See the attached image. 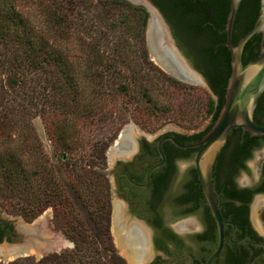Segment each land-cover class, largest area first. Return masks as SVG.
I'll return each instance as SVG.
<instances>
[{"label":"trees","instance_id":"1","mask_svg":"<svg viewBox=\"0 0 264 264\" xmlns=\"http://www.w3.org/2000/svg\"><path fill=\"white\" fill-rule=\"evenodd\" d=\"M145 21L143 6L124 0H0V207L30 220L50 206L72 242L38 260L25 255L0 264H126L110 244L98 245L71 211L31 119L40 117L77 194L95 199L105 211L108 185L100 161L105 145L132 111L141 114L158 106L140 83L147 76L143 66L150 65ZM166 81L172 90L159 87L165 99L160 111L177 115L183 104L176 92L180 83L164 76ZM122 104L130 106L128 113ZM204 106L207 124L175 134L182 141L198 139L214 120L210 95ZM191 170L175 196L182 214L202 200Z\"/></svg>","mask_w":264,"mask_h":264},{"label":"water","instance_id":"2","mask_svg":"<svg viewBox=\"0 0 264 264\" xmlns=\"http://www.w3.org/2000/svg\"><path fill=\"white\" fill-rule=\"evenodd\" d=\"M124 3L146 12L150 64L173 81L205 87L212 98L214 120L198 139L165 136L196 147L192 166L217 233L204 264H264L255 215L264 210V0ZM1 219L0 212L2 262L32 252L38 260L40 251L68 246L58 230L51 233L47 209L31 223Z\"/></svg>","mask_w":264,"mask_h":264},{"label":"flooded vegetation","instance_id":"3","mask_svg":"<svg viewBox=\"0 0 264 264\" xmlns=\"http://www.w3.org/2000/svg\"><path fill=\"white\" fill-rule=\"evenodd\" d=\"M175 134L189 133L167 130L147 138L142 133L131 137L122 129L111 147L127 154L102 168L109 197L113 195L114 198L112 202L109 199L113 204V227L117 234L123 236L132 264H204L216 245L215 223L203 195L196 208L200 214L199 226L193 231H187L180 219L172 221L165 215L166 208L172 216L183 215L182 206L175 202L178 192L169 195L166 189L178 160H191L183 181L191 174L192 156L196 149L175 146L165 137L169 135L178 142H189L182 141ZM165 170L168 179L164 176ZM255 215L264 236V210L255 212ZM206 216L212 224L210 228L204 220ZM4 221L9 220L2 218L1 222Z\"/></svg>","mask_w":264,"mask_h":264},{"label":"rangeland","instance_id":"4","mask_svg":"<svg viewBox=\"0 0 264 264\" xmlns=\"http://www.w3.org/2000/svg\"><path fill=\"white\" fill-rule=\"evenodd\" d=\"M18 6L20 7V2H18ZM24 7V5H23ZM33 18V17H32ZM34 21V19L32 20ZM144 38V47L146 52V59L150 62V54L148 48L145 43ZM153 65H144L143 71L146 73V77L143 79L141 78V84L147 88L146 94L149 99L155 100L156 104H158L157 108H152L151 110H143L141 114H137L135 111H132V115H128V119L123 120L119 127L115 130L113 137L107 142L105 145V149L103 151V156L100 158L102 161V168L105 166L110 165L114 159L116 158H123L127 152L124 151L120 154L119 151L115 150L112 146L115 140L122 129H125L126 133L131 137H135L139 134L145 135L147 138H153L158 133L162 131H176L180 133H192L201 130L208 122V113L205 111L204 101L209 93L207 92L206 88L203 86L192 85L187 83H180L176 92H178V96L182 97L183 104L181 105V111L176 113L177 115L173 114L174 111H168L165 114H162L160 109L161 105H164L165 99L160 92L159 87L162 85V90H165L166 93L172 88L167 86V81L163 82L164 76H169L173 78V75L161 70L160 72L162 75L155 72ZM157 68V67H156ZM140 79V78H139ZM148 79V80H145ZM166 97V96H165ZM142 99H146V96H142ZM142 105L147 107V102L142 100ZM127 107V113L129 109V105L122 104ZM171 114L174 116H171ZM158 115V116H156ZM159 117V118H156ZM169 117V119H168ZM34 131L41 143V146L48 156V159L52 165L54 174L56 178L60 181L61 187L65 196L67 197V201L70 205L71 211L75 212L78 217L83 221L86 229L89 233L95 238L98 245L103 246L110 244L113 250L124 260L126 264H132L129 258L126 256L123 248L121 246L120 241L117 239L114 227H113V219H112V210L113 204H110V201H113V195L111 198L109 197V191L107 196V208L105 211L99 210L96 205V200H85L86 195H79L75 191L72 184L69 182L67 173L65 168L63 167L62 163L58 160L56 154L54 153L52 144L46 135L45 129L43 127V123L39 116H34L31 119ZM99 131L94 133V135L98 136ZM91 139V141H93ZM191 165L190 159H183L178 160L176 162V171L172 178L170 179L166 194H176L181 187V182L185 178L186 169L188 166ZM105 175V174H104ZM106 177V175H105ZM107 180V179H106ZM107 182V181H106ZM110 199V201H109ZM45 209L48 212L50 230L53 235L56 236V230H58V236L64 237L68 246H63L59 248L49 249L45 251H41L38 253V257L48 253V252H57L62 248H69L72 246V242L68 239L63 231L60 229L58 220L52 214V208L50 206H46L41 209L33 218L30 220H24L20 215L13 214L7 209L0 207V212L2 214V218L7 219L9 221H23L27 223H31L35 220ZM167 218H170L172 221L177 219L181 221L182 225L187 229V231H193L196 229L200 221V214L198 210H193L189 213L183 214L182 216H172L169 210L166 208L165 213ZM27 255H33L29 253ZM25 256V255H24ZM2 262V261H0ZM3 263V262H2Z\"/></svg>","mask_w":264,"mask_h":264},{"label":"bare ground","instance_id":"5","mask_svg":"<svg viewBox=\"0 0 264 264\" xmlns=\"http://www.w3.org/2000/svg\"><path fill=\"white\" fill-rule=\"evenodd\" d=\"M116 233V232H115ZM116 236H117V239L120 241V243H121V246H122V248H123V251L125 252V254H126V256L128 257V254H127V251L125 250L126 248H125V246H126V244H125V240H124V238H123V236H121V235H119V234H117L116 233ZM41 252V251H40ZM39 253V252H38Z\"/></svg>","mask_w":264,"mask_h":264}]
</instances>
